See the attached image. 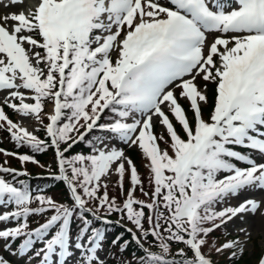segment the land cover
Here are the masks:
<instances>
[{
  "label": "snow or ice",
  "instance_id": "obj_1",
  "mask_svg": "<svg viewBox=\"0 0 264 264\" xmlns=\"http://www.w3.org/2000/svg\"><path fill=\"white\" fill-rule=\"evenodd\" d=\"M0 139L22 264H235L264 229V0H0Z\"/></svg>",
  "mask_w": 264,
  "mask_h": 264
},
{
  "label": "trees",
  "instance_id": "obj_2",
  "mask_svg": "<svg viewBox=\"0 0 264 264\" xmlns=\"http://www.w3.org/2000/svg\"><path fill=\"white\" fill-rule=\"evenodd\" d=\"M214 86L210 85L209 86V97L211 99L212 97V89H213ZM185 107H187V104H185ZM191 113H189L190 115ZM205 116H207V112H205ZM39 136H41L43 138V133L42 131L38 134ZM1 141H0V146H1ZM9 150L12 149V144L9 143ZM21 152H24V151H27L26 149H21L20 150ZM34 154L36 155V158L42 163L45 165V168H39L37 166H34L32 164H27L26 167L28 169V171L31 173V174H35V173H45L47 171V166L50 165V160L53 159V152L51 149L49 150H41L39 153H35V151L33 150ZM130 158L135 162L136 166H137V169H138V172L139 174L142 176V178L145 176V173H146V168H145V165H144V161H143V158L141 156V154L138 152V151H135V150H129L127 151ZM8 159H11V165L13 166H18V167H21V168H24L25 165H22L17 159L15 158H7L3 155H0V161L2 163H4L6 160ZM54 167V165H53ZM34 183H37L38 185H40L42 188L44 189H47V190H50L52 191L54 194L57 195V197L59 198L60 196V193H61V188L58 186V182L56 181H52L50 179H43V180H36V179H33ZM127 187V185H126ZM145 190H149L148 189V186H147V182L145 180ZM135 195L138 197V198H141V199H144L143 195L141 194V192L139 191V189L137 190V192L135 193ZM113 220L116 219L115 216L112 217ZM96 226L98 227L99 231L100 232H107L109 234V239L106 241V246L108 247V245L110 244L111 240L117 236L120 232H121V229L115 227V226H100L99 225V222H96ZM131 226V225H129ZM105 229L107 231H105ZM127 238V237H126ZM224 239V237H221L219 233H216L212 239ZM131 252V249H129V253ZM129 253H125V255H128ZM254 253H255V256L254 257H248V258H244L243 260H236L235 261V264H257V261L259 260L260 256H261V253L262 251L259 249V247H255L254 248ZM215 255V254H213ZM216 261L219 262V264H225V262L223 261L222 258L220 257H216ZM109 264H115V261H112V260H109Z\"/></svg>",
  "mask_w": 264,
  "mask_h": 264
},
{
  "label": "rangeland",
  "instance_id": "obj_3",
  "mask_svg": "<svg viewBox=\"0 0 264 264\" xmlns=\"http://www.w3.org/2000/svg\"><path fill=\"white\" fill-rule=\"evenodd\" d=\"M26 126H28V125H26ZM156 128H157L159 134L166 135V133L161 130V127L159 125H157ZM30 130H31V128H30ZM7 146H8V143H4V147H7ZM126 149H135V148H126ZM239 224H240V222L236 221L235 225H229V229L233 230L236 227H238ZM248 227H250L252 229V239H251V241L249 243L248 249L245 250V252L243 254V258L241 260H243L245 257L246 258H248V257L251 258V257L255 256V253L252 252V250H253L252 245H254V247H259V249H262V251L264 252V229H262V227L261 228L260 227H256V226L252 227L251 223L248 225ZM237 234L238 233L233 230V234L231 236H228L227 239H233ZM103 235H106L107 238H108L107 234L104 233ZM240 238L243 239V236L241 235ZM21 251H24V249H21ZM0 253H2L4 256L8 257V259H10L13 262V264H22V262H20L17 257L11 256L7 252H2V249H0ZM214 258H215V255H213V259Z\"/></svg>",
  "mask_w": 264,
  "mask_h": 264
},
{
  "label": "bare ground",
  "instance_id": "obj_4",
  "mask_svg": "<svg viewBox=\"0 0 264 264\" xmlns=\"http://www.w3.org/2000/svg\"><path fill=\"white\" fill-rule=\"evenodd\" d=\"M251 226H252V227H253V226H256V227H260V228H261V223H260V219H259V217H257V219H256L254 225L251 223ZM252 248H253L252 252H254V245H252Z\"/></svg>",
  "mask_w": 264,
  "mask_h": 264
}]
</instances>
